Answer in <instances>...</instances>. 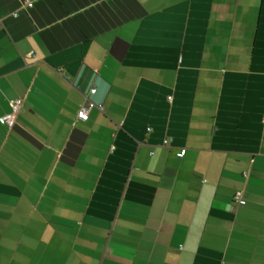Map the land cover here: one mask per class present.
Masks as SVG:
<instances>
[{
	"label": "crops",
	"instance_id": "obj_1",
	"mask_svg": "<svg viewBox=\"0 0 264 264\" xmlns=\"http://www.w3.org/2000/svg\"><path fill=\"white\" fill-rule=\"evenodd\" d=\"M23 2L0 0V264H264V0Z\"/></svg>",
	"mask_w": 264,
	"mask_h": 264
},
{
	"label": "built area",
	"instance_id": "obj_2",
	"mask_svg": "<svg viewBox=\"0 0 264 264\" xmlns=\"http://www.w3.org/2000/svg\"><path fill=\"white\" fill-rule=\"evenodd\" d=\"M23 3L25 5H30L31 0H24ZM95 90L96 89L94 87L91 88V92H95ZM9 102H10L11 111L8 114L4 115L3 119L8 123V125H12L15 122L16 117L22 108L23 99L15 98V99H11ZM88 111H89V108L87 106H82L77 112V118L80 120H86L88 118ZM164 142H167V141L165 140ZM234 198L237 201H241L243 198V195L240 191H238L235 193Z\"/></svg>",
	"mask_w": 264,
	"mask_h": 264
}]
</instances>
